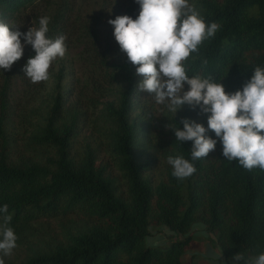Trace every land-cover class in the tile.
I'll return each instance as SVG.
<instances>
[{
	"label": "trees",
	"instance_id": "1",
	"mask_svg": "<svg viewBox=\"0 0 264 264\" xmlns=\"http://www.w3.org/2000/svg\"><path fill=\"white\" fill-rule=\"evenodd\" d=\"M34 2L0 0V21ZM188 2L220 27L184 62L187 74L241 90L264 67V0ZM139 11L127 10L133 19ZM94 52L80 76L60 66L46 103L15 115L20 134L0 89V207L8 205L25 250L18 264H205L187 253L198 220L226 261L264 252V170L227 160L209 130L215 150L192 161V176L174 177L168 156L191 161L193 142L176 141L167 126L183 129L194 112L159 113L116 40ZM151 226L170 238L167 247L145 245Z\"/></svg>",
	"mask_w": 264,
	"mask_h": 264
},
{
	"label": "clouds",
	"instance_id": "2",
	"mask_svg": "<svg viewBox=\"0 0 264 264\" xmlns=\"http://www.w3.org/2000/svg\"><path fill=\"white\" fill-rule=\"evenodd\" d=\"M140 5L138 16L119 15L108 23L114 27V37L136 74L142 76L139 92L154 95L157 104L166 105L176 114L185 104L208 115V128L203 124L182 119L183 129L174 131L176 141H192L191 161L182 155H169L172 175L185 179L196 172L192 161L205 158L215 150L217 139L207 132L214 131L223 146V156L238 161L247 170H264V67L257 66L241 90L228 93L222 83L211 76L187 74L184 62L198 51L204 40L214 37L219 25H206L204 18L188 0H136ZM51 18H39V27H30L26 33L19 27L0 21V69L10 70L24 53V44L31 45L35 56L22 69L32 83L49 79V68L67 52V37L47 36ZM205 63H207L205 61ZM185 84L188 90L185 91ZM12 215L8 205L0 207V253L12 254L18 237L10 227ZM237 253L234 261L244 260ZM0 264L4 260L0 257ZM245 264H264V252L248 259Z\"/></svg>",
	"mask_w": 264,
	"mask_h": 264
},
{
	"label": "rangeland",
	"instance_id": "3",
	"mask_svg": "<svg viewBox=\"0 0 264 264\" xmlns=\"http://www.w3.org/2000/svg\"><path fill=\"white\" fill-rule=\"evenodd\" d=\"M128 9L140 10V5L136 0H35L30 6L21 10L7 24L19 27V31L26 33L30 27H38L39 18L48 16L50 23L57 18L55 29L51 27L50 36L55 39L59 35L67 37L65 43L67 52L64 58H57L52 62L49 68V79L38 83H32L22 70L30 58L29 52L31 45L24 44L21 37V43L24 45L23 56L13 63L10 70L0 69V89L6 88V111L13 115L12 120L15 127L12 133H22L24 126L18 125V115L21 111L28 110L31 107L40 106L46 103L49 90L54 84V75L60 66L72 67L74 76H80L87 65V61L95 56L94 49L103 46L104 42L115 40L113 35L114 27L108 23L110 19H115L119 15H129ZM107 38V39H106ZM91 83V81L89 82ZM188 86L185 85V91ZM153 103L155 100L152 101ZM1 110V107H0ZM159 113L173 115L166 105L157 104ZM178 111H192L195 114L197 123L202 120H208V115L200 112L199 106L195 109L185 104ZM176 112V113H177ZM158 113V114H159ZM23 124V123H22ZM151 234L145 238V245H156L167 247L170 238L164 235L157 226L150 227ZM194 246L189 248L187 253H194L197 261H205V264H245L250 259L240 261L224 260L214 252V246L211 244L212 236L206 231L205 225L198 220L192 227ZM23 248H15L12 254L3 257L5 264H18L24 256ZM255 257V256H252Z\"/></svg>",
	"mask_w": 264,
	"mask_h": 264
},
{
	"label": "crops",
	"instance_id": "4",
	"mask_svg": "<svg viewBox=\"0 0 264 264\" xmlns=\"http://www.w3.org/2000/svg\"><path fill=\"white\" fill-rule=\"evenodd\" d=\"M214 252L220 256V254H219V252H218V250L216 248H214Z\"/></svg>",
	"mask_w": 264,
	"mask_h": 264
}]
</instances>
